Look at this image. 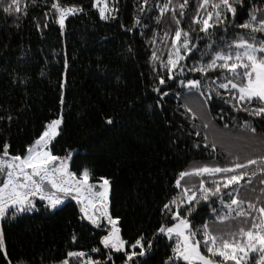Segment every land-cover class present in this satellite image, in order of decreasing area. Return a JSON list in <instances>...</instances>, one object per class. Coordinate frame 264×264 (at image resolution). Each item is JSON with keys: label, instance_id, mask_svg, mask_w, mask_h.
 <instances>
[{"label": "trees", "instance_id": "trees-1", "mask_svg": "<svg viewBox=\"0 0 264 264\" xmlns=\"http://www.w3.org/2000/svg\"><path fill=\"white\" fill-rule=\"evenodd\" d=\"M164 2L159 0L160 4ZM20 3L22 9H28L26 16L20 13L19 19L8 18L0 12V116L13 118L10 126L6 119L0 121V130L15 152L38 135L46 120L62 113L61 134L53 142V151L59 155L72 152L73 171L88 167L94 178L104 176L110 180V208L113 215L121 217L122 236L131 241L144 233L146 240L154 241L138 264H162L174 245V239L153 237L159 223L167 222L162 205L183 186L198 188L201 178H182L178 188L175 180L179 173L205 163L223 166L232 156H239L242 162L243 158L264 154V118L238 113L223 95H214L205 102L207 87L203 89L205 96H201L181 83L185 78H198L196 73H177L174 80L167 79L159 62L150 57L156 51L166 61L170 44L162 43L161 37L168 31L170 35L163 41H170L174 24L169 14L156 22V0H148L143 12L141 0H118L119 12L109 20L99 17L90 0H61L84 8L83 13L66 18L63 30L51 14L47 19L44 16L52 0ZM189 3L191 16L197 0ZM255 6H261L260 0H255ZM238 11L237 24L247 19L248 10ZM135 16L141 18V24H134ZM38 22L40 28L36 27ZM45 22L47 28L43 27ZM183 27L190 28L187 17ZM234 31L237 29H229L228 36ZM199 35V47L203 49L209 39L203 33ZM220 35L225 33L221 31ZM196 59L199 53L186 63L191 66ZM154 68L165 75V85L159 87L167 95L154 91L158 85ZM107 116L113 117L112 124L106 123ZM245 120L255 127V134L240 127ZM203 178L206 186L212 187L211 181L217 177L205 174ZM259 179L264 177L258 173L249 185L245 177L235 189L225 190L223 199L227 201L226 192H232L238 199L258 204V195L264 199L259 193ZM220 199L217 196L214 202L200 200L193 205L189 219L194 227L207 220L216 233L238 229L239 218L215 220L213 208L217 214L227 212ZM38 207L39 211L15 219H0L9 257H48L46 264H53L67 251L103 248L97 242L106 229L80 219L79 205L72 198L56 209ZM232 215L235 217V212ZM73 232L78 237L76 242L71 240ZM201 244L206 252L203 241ZM112 260L113 264H122L121 254L114 252ZM0 264H4L2 258Z\"/></svg>", "mask_w": 264, "mask_h": 264}, {"label": "snow or ice", "instance_id": "snow-or-ice-1", "mask_svg": "<svg viewBox=\"0 0 264 264\" xmlns=\"http://www.w3.org/2000/svg\"><path fill=\"white\" fill-rule=\"evenodd\" d=\"M147 2L141 0V12L145 10ZM90 3L92 8L98 9L102 20L114 19V14L119 12L118 0H111V5L109 0H90ZM260 4V7H256L255 0H197L195 13L188 16L191 7L189 0H176L175 3L165 0L163 4L156 0V22L159 23L164 15L169 14L174 24V34L167 42L163 41V37L170 35L168 31H164L161 37L162 43L170 44L166 61L156 51L152 52L150 59L159 62V68L166 73L168 80H174L177 73H196L198 78H185L181 83L197 90L201 96H205L203 89L207 87L205 102L211 101L214 95H223L226 103L238 113L264 118V0H260ZM238 9L248 10L247 19L239 24L236 23L240 17ZM83 11L82 5L52 0L44 16L47 19L51 14L63 30L68 16ZM0 12L8 18L19 19V14L26 16L28 9L21 8L20 0H0ZM186 17L190 25L187 30L183 27ZM134 24H141L139 16L134 17ZM36 27L40 28L41 24L38 22ZM43 27H48L47 22ZM229 29L237 31L229 37ZM221 31L225 35L221 36ZM200 33L209 39L203 49L199 47L202 43ZM197 53L199 59L189 66L186 61L193 60ZM153 72L158 80L154 91L162 96L167 95L159 87L165 85V75L155 68ZM60 87L64 88L63 82ZM188 111L191 112V109ZM5 119L10 126L12 116H0V121ZM106 123L112 124L113 117L107 116ZM62 124V113L46 120L38 135L22 150L15 152L10 139L0 130V218L15 219L19 215L39 211L38 205L45 211L56 209L70 197L79 205L80 219L87 220L96 228L106 229L97 242L103 248L94 246L87 252L82 249L67 251L64 258L53 264H113L114 252L121 254L122 264H138V259L153 247V239L146 240L144 233H140L134 240H126L119 226L121 217L113 215L110 208V180L104 176L94 178L88 167L73 171L70 166L73 153L68 151L65 155H59L53 151V142L61 134ZM240 127L253 134L256 132L248 120ZM211 147L215 149L216 144L213 143ZM240 161L239 156H232L231 161L223 166L205 163L179 173L175 180L178 188L182 186V178L190 175L201 178L198 188L183 186L180 193L162 205L161 213L167 217V222L159 223L153 237L175 239L171 254L162 264H180L181 261L185 264H264V199L258 195L257 204L252 200L238 199L232 192H226L229 197L227 201L223 199L225 190L230 187L235 189L245 177L249 185L258 173L264 177V154ZM205 174L217 177L211 181L212 187L206 186ZM258 183L261 185L259 193L264 194V179H259ZM217 196L221 197L220 203L227 212L217 214V209L213 208L215 220L224 222L239 218L237 230L216 233L207 220L193 226L189 219L193 205L200 200L214 202ZM245 203L247 208L243 207ZM71 240H78L74 232ZM201 241L207 254L201 250ZM0 258L4 264H46L48 260V257L37 259L28 254L9 257L2 229Z\"/></svg>", "mask_w": 264, "mask_h": 264}, {"label": "rangeland", "instance_id": "rangeland-1", "mask_svg": "<svg viewBox=\"0 0 264 264\" xmlns=\"http://www.w3.org/2000/svg\"><path fill=\"white\" fill-rule=\"evenodd\" d=\"M66 199H67V198H66ZM66 199H65V200H66ZM65 200H64V201H65ZM173 239H174V238H173ZM174 244H175V239H174ZM201 250H202V249H201ZM202 251H203V250H202ZM205 254H207V253L205 252Z\"/></svg>", "mask_w": 264, "mask_h": 264}, {"label": "built area", "instance_id": "built-area-1", "mask_svg": "<svg viewBox=\"0 0 264 264\" xmlns=\"http://www.w3.org/2000/svg\"><path fill=\"white\" fill-rule=\"evenodd\" d=\"M63 203V202H62ZM1 219V218H0Z\"/></svg>", "mask_w": 264, "mask_h": 264}]
</instances>
